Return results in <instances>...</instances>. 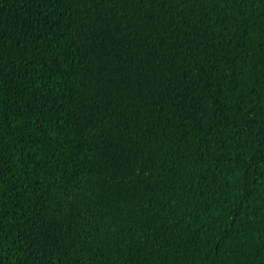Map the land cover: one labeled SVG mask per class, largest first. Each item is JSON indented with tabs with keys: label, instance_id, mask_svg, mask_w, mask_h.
Masks as SVG:
<instances>
[{
	"label": "trees",
	"instance_id": "16d2710c",
	"mask_svg": "<svg viewBox=\"0 0 264 264\" xmlns=\"http://www.w3.org/2000/svg\"><path fill=\"white\" fill-rule=\"evenodd\" d=\"M0 264H264V0H0Z\"/></svg>",
	"mask_w": 264,
	"mask_h": 264
}]
</instances>
